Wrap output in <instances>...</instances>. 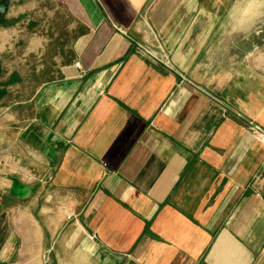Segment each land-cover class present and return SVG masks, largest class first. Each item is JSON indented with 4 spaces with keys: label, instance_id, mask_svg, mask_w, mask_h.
Wrapping results in <instances>:
<instances>
[{
    "label": "crops",
    "instance_id": "0c3cea01",
    "mask_svg": "<svg viewBox=\"0 0 264 264\" xmlns=\"http://www.w3.org/2000/svg\"><path fill=\"white\" fill-rule=\"evenodd\" d=\"M54 1L83 33L4 78L0 264H264L259 47L211 65L200 0Z\"/></svg>",
    "mask_w": 264,
    "mask_h": 264
},
{
    "label": "rangeland",
    "instance_id": "374dc122",
    "mask_svg": "<svg viewBox=\"0 0 264 264\" xmlns=\"http://www.w3.org/2000/svg\"><path fill=\"white\" fill-rule=\"evenodd\" d=\"M5 4L6 12L0 15V101L7 103L12 98L6 94L7 87L17 82L16 76L11 77L14 71L4 79L8 70L24 68L23 59L32 63L39 57L75 56L74 45L83 31L79 23L62 14L54 0H5ZM198 7L205 11L202 22L212 25L206 37L212 46L211 65L228 69L230 60L240 58L254 46L259 48L251 50L250 58L255 64H264V0H200ZM157 45L169 62L171 55ZM29 68L32 76L33 65ZM218 101L230 108L227 101Z\"/></svg>",
    "mask_w": 264,
    "mask_h": 264
},
{
    "label": "built area",
    "instance_id": "2783aa9c",
    "mask_svg": "<svg viewBox=\"0 0 264 264\" xmlns=\"http://www.w3.org/2000/svg\"><path fill=\"white\" fill-rule=\"evenodd\" d=\"M78 65V63H76ZM248 130L259 140L264 141V129H262L260 126L250 123L248 125Z\"/></svg>",
    "mask_w": 264,
    "mask_h": 264
},
{
    "label": "water",
    "instance_id": "95a60500",
    "mask_svg": "<svg viewBox=\"0 0 264 264\" xmlns=\"http://www.w3.org/2000/svg\"><path fill=\"white\" fill-rule=\"evenodd\" d=\"M7 6L5 4V0H2L0 2V15L4 14L6 12Z\"/></svg>",
    "mask_w": 264,
    "mask_h": 264
},
{
    "label": "bare ground",
    "instance_id": "6f19581e",
    "mask_svg": "<svg viewBox=\"0 0 264 264\" xmlns=\"http://www.w3.org/2000/svg\"><path fill=\"white\" fill-rule=\"evenodd\" d=\"M257 4V3H256ZM253 5V4H252ZM244 10V9H243ZM243 12V11H242ZM255 12V11H254Z\"/></svg>",
    "mask_w": 264,
    "mask_h": 264
},
{
    "label": "trees",
    "instance_id": "16d2710c",
    "mask_svg": "<svg viewBox=\"0 0 264 264\" xmlns=\"http://www.w3.org/2000/svg\"><path fill=\"white\" fill-rule=\"evenodd\" d=\"M0 73H1V70H0Z\"/></svg>",
    "mask_w": 264,
    "mask_h": 264
}]
</instances>
